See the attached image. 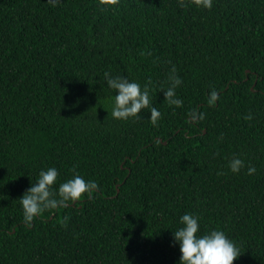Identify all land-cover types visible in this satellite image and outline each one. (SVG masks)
Listing matches in <instances>:
<instances>
[{"label":"trees","instance_id":"1","mask_svg":"<svg viewBox=\"0 0 264 264\" xmlns=\"http://www.w3.org/2000/svg\"><path fill=\"white\" fill-rule=\"evenodd\" d=\"M105 71L147 85L155 125L112 118ZM51 167L99 190L29 227ZM185 213L264 264V0H0V264H178Z\"/></svg>","mask_w":264,"mask_h":264},{"label":"clouds","instance_id":"2","mask_svg":"<svg viewBox=\"0 0 264 264\" xmlns=\"http://www.w3.org/2000/svg\"><path fill=\"white\" fill-rule=\"evenodd\" d=\"M116 3V0H106ZM201 8L211 10L213 0H192ZM182 7L185 6L183 3ZM104 79L109 89L116 93L112 98L111 116L116 120L127 121L136 119L145 109H150V120L155 125L161 113L151 106V97L147 85L130 81L127 77L113 75L105 71ZM170 86L163 91L165 100L177 107L182 106V101L176 98V88L182 80L176 75L175 67L169 76ZM217 92L212 91L208 103L214 105L218 100ZM232 173L238 174L245 167L243 160L238 156L233 157L228 164ZM255 172L254 167L248 168V174ZM59 171L55 167L41 170L35 183L18 199L23 210V221L27 226L45 211L59 207H68L85 198L91 199L94 192L99 190V185L93 180H85L81 175L75 174L72 178L58 183ZM179 227L171 232L174 245L179 246L180 258L178 264H234L240 257V250L234 241L230 240L222 230H211L201 234L200 218L192 213H185L179 218Z\"/></svg>","mask_w":264,"mask_h":264}]
</instances>
